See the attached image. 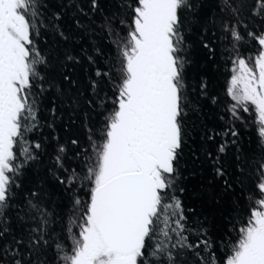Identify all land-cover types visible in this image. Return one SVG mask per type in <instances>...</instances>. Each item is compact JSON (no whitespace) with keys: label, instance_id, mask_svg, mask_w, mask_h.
<instances>
[{"label":"snow or ice","instance_id":"snow-or-ice-1","mask_svg":"<svg viewBox=\"0 0 264 264\" xmlns=\"http://www.w3.org/2000/svg\"><path fill=\"white\" fill-rule=\"evenodd\" d=\"M52 3L0 0V264H264V180L257 185L261 197L239 228L238 238L218 261L209 253L213 242L207 228L189 226L187 213L195 214V209H186L175 195L190 103L181 13L195 10L194 0H122L119 23L127 26V36L117 40L118 55L110 69L97 68L85 88L68 74L75 71L69 65L82 63L80 57L70 50L61 56L55 38L74 39L72 31L65 32L61 26L66 16L74 20L77 30L89 31L93 16L103 12L100 0H88L87 10L81 0H55V9ZM221 3L220 11L233 20L223 22L233 48L245 41L240 26L247 27L246 20L264 25V0ZM115 16L105 15L102 27L119 36ZM42 29L53 35L55 47L50 46L48 53L34 39ZM246 37L257 52L252 63L239 55L233 61L235 74L227 94L235 103L229 111L237 119V108L254 112L264 144V28L250 29ZM82 55L90 65L96 64L86 50ZM113 68L118 82L113 80ZM57 76L65 84L58 83ZM105 77L113 84L112 96L105 91ZM53 89L49 128L58 118L57 100L72 114L86 105L102 117L98 136H89L91 155L84 151L80 170L66 166L70 161L64 145L56 149L53 168L64 173L56 180L70 199L63 215L49 208L55 202L47 189L25 192L21 179L26 165L38 160L43 150L41 142L25 147L24 134L43 127L44 94ZM84 118L88 120L87 111ZM216 135L238 133L226 128ZM17 146L23 160L18 158ZM227 148V141L221 143L214 160L220 165L216 175L222 179L226 172L219 154ZM81 155L75 153L76 158ZM260 169L264 177V163ZM231 187L224 179L221 194ZM58 222L59 232L54 227Z\"/></svg>","mask_w":264,"mask_h":264},{"label":"trees","instance_id":"trees-1","mask_svg":"<svg viewBox=\"0 0 264 264\" xmlns=\"http://www.w3.org/2000/svg\"><path fill=\"white\" fill-rule=\"evenodd\" d=\"M81 3L87 10L88 0H81ZM100 3L103 12L93 16L95 22L90 25L89 31L77 30L74 20L66 16L60 22L61 26L65 32L72 31L74 39L61 42L58 37L55 38L61 56L65 50H70L72 55L80 57L82 63L77 66L69 65V68L75 67V71L68 74L80 82L81 88L86 87L90 76L95 78L97 68L101 71L110 69L111 62L118 55L117 40L127 36V26L119 23L120 14L124 11L121 7L122 0H100ZM194 3L197 5L194 11L181 13L183 55L187 61L184 76L190 103L186 108L185 121L187 143L180 161L175 195L186 209H195V214L187 213L189 226L198 228L202 224L207 228L208 238L213 242L209 253H214L218 261L226 248L236 241L239 228L247 220L250 210L256 206L255 201L261 197L257 185L264 180L260 175V164L264 163V144L258 135L259 125L254 112H244L242 108L236 110L239 118L233 117L229 109L235 101L227 94V88L234 72L233 61L237 56L252 63L256 55L257 47L246 37L247 31H258L264 28V25L258 21L246 20L247 27L240 26L245 41L233 48L231 36L226 34L223 28L225 20L230 23L233 20L227 13L220 11L221 0H194ZM52 7H56L55 0ZM113 13L116 14L113 24L119 36L109 35L102 27L103 17ZM81 20L88 23L86 17H81ZM34 39L37 47L45 53L55 47L53 35L46 29H42L41 34L34 36ZM82 50L93 56L96 64L90 65L87 57L82 55ZM112 71L113 80L118 82L115 68ZM57 82L65 84L58 76ZM105 82V91L109 96L114 95L113 84L108 82L107 77ZM54 92L53 89L44 94L47 99L44 100L40 113V124L43 127L24 134L28 141L25 147H30L34 142H41L43 150L40 151L38 160L26 165L21 179L25 192L41 186L47 189L55 202L50 203L49 208L63 215L67 213L70 199L64 187L56 180V175H64L62 171L57 172L53 168L56 149L59 145H64L68 149L67 158L70 161L66 166L80 170L86 159L83 156L84 151L88 150L91 155L89 136H98L102 117L97 115V111L87 109L86 105L84 109L72 114L67 106L61 105L57 100V107L60 109L58 118L49 128L47 125L52 121L50 108L51 100L55 98ZM85 95H90V92L86 91ZM108 103L111 107V101ZM85 111L88 112L87 121L84 118ZM28 123L26 121V125ZM226 128L234 129L238 135H216L223 133ZM73 139H77L79 143L72 145ZM225 141L228 143L227 151L219 154L226 172L222 179L216 175V167L220 165L215 164L214 160L218 146ZM16 151L19 160H23V156L19 155V146ZM76 152L82 154L80 158H76ZM208 152L212 153L211 158ZM224 179H228L232 187L222 195ZM180 187L184 189L183 192L179 191ZM79 194L84 197L83 192ZM54 227L59 232L61 224L58 222ZM205 255L211 259L210 254Z\"/></svg>","mask_w":264,"mask_h":264},{"label":"rangeland","instance_id":"rangeland-1","mask_svg":"<svg viewBox=\"0 0 264 264\" xmlns=\"http://www.w3.org/2000/svg\"><path fill=\"white\" fill-rule=\"evenodd\" d=\"M235 73L233 72V75H234Z\"/></svg>","mask_w":264,"mask_h":264}]
</instances>
